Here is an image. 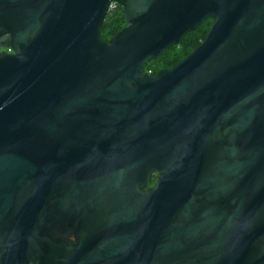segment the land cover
<instances>
[{"label": "water", "instance_id": "water-1", "mask_svg": "<svg viewBox=\"0 0 264 264\" xmlns=\"http://www.w3.org/2000/svg\"><path fill=\"white\" fill-rule=\"evenodd\" d=\"M0 49V264H264V0H0Z\"/></svg>", "mask_w": 264, "mask_h": 264}, {"label": "trees", "instance_id": "trees-1", "mask_svg": "<svg viewBox=\"0 0 264 264\" xmlns=\"http://www.w3.org/2000/svg\"><path fill=\"white\" fill-rule=\"evenodd\" d=\"M120 12L119 7H115L109 12L102 29V37L105 41H109L124 26V20ZM212 24V20L203 23L194 32L188 34L178 47L166 51L159 60L148 63L146 70L156 74L162 69L177 65L205 40Z\"/></svg>", "mask_w": 264, "mask_h": 264}, {"label": "flooded vegetation", "instance_id": "flooded-vegetation-1", "mask_svg": "<svg viewBox=\"0 0 264 264\" xmlns=\"http://www.w3.org/2000/svg\"><path fill=\"white\" fill-rule=\"evenodd\" d=\"M119 7L120 8V11H122V8L119 6V5H112L111 6V10H112V8L113 7ZM110 10V11H111ZM121 13V12H120ZM122 15V14H121ZM124 20V19H123ZM213 21V20H212ZM126 25H125V22H124V26L122 27V28H124ZM121 28V29H122ZM120 29V30H121ZM119 30V31H120ZM118 31V32H119ZM110 40V39H109ZM181 44V43H180ZM0 51H1V49H0ZM146 67H147V65H146ZM174 67V66H173ZM172 67V68H173ZM165 69H171V68H165ZM162 70H164V69H162ZM161 71V70H160ZM146 72L147 73H149V74H151V75H156V74H153L152 72H148L147 70H146ZM212 156H213V158H212V165H216L217 164V161H218V159H217V154H216V152L214 151V152H212ZM158 179H159V176L157 175V174H154V175H152V177H151V180H150V185H149V188H153V187H156L157 186V183H158ZM145 191V190H144ZM215 196H217V193H213ZM228 197H229V195L228 194H226L225 196H221L220 195V198H218V199H223L224 201H227L228 200ZM63 239H66V240H69V241H72L73 243H75L76 242V238L75 237H69V238H63Z\"/></svg>", "mask_w": 264, "mask_h": 264}, {"label": "rangeland", "instance_id": "rangeland-1", "mask_svg": "<svg viewBox=\"0 0 264 264\" xmlns=\"http://www.w3.org/2000/svg\"><path fill=\"white\" fill-rule=\"evenodd\" d=\"M115 7H116V6H115ZM115 7H113L112 10L115 9Z\"/></svg>", "mask_w": 264, "mask_h": 264}]
</instances>
